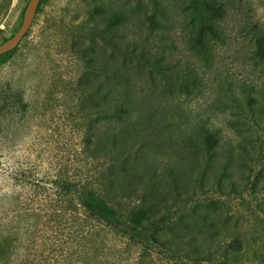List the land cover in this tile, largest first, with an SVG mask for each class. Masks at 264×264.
<instances>
[{
    "label": "rangeland",
    "instance_id": "1",
    "mask_svg": "<svg viewBox=\"0 0 264 264\" xmlns=\"http://www.w3.org/2000/svg\"><path fill=\"white\" fill-rule=\"evenodd\" d=\"M29 1L0 0V44ZM210 2L223 11L200 0H41L0 62V264H225L229 228L260 233L264 190L251 184L264 174V61L254 53L264 0ZM100 88L130 111L106 115L115 101L103 104ZM87 136L111 153L87 155ZM98 179L121 212L155 215L169 247L85 218L76 195ZM194 241L216 254L196 259Z\"/></svg>",
    "mask_w": 264,
    "mask_h": 264
},
{
    "label": "trees",
    "instance_id": "2",
    "mask_svg": "<svg viewBox=\"0 0 264 264\" xmlns=\"http://www.w3.org/2000/svg\"><path fill=\"white\" fill-rule=\"evenodd\" d=\"M200 3L202 4L203 8L206 7V10L210 9L212 11H223L220 6H215V4L210 2V0H200ZM194 7L196 10V16L201 18V14L198 11H202V9H200L198 4H196ZM121 18L122 17L120 14H113L110 18L107 19L104 29L102 28L103 30H101L100 28V34L104 35V37L107 38L108 35H106L105 32L107 30L111 31L114 28L115 24H118L120 22ZM202 26L204 28H207L208 32H212L213 30L215 31V29L212 28L209 23L202 21ZM196 41H203V38L201 37L200 40L198 38L196 39ZM14 52L15 49L2 54L0 56V62H2L7 56L12 55ZM254 53L257 58L264 61V35L258 36L255 39ZM142 55L145 56V52H143ZM99 66L100 70L105 72L107 71V68L105 66ZM112 73H115L114 69L109 70V75H111ZM117 73H115L116 76ZM109 75H107L106 80L108 84L112 85V83H121L119 77H117L116 82H113ZM104 85V83H101V87H103ZM98 94L99 96L97 98L100 97V100L103 104L106 102L115 101L113 105L114 108L108 110L106 112V115H112L117 121L123 118L124 114L130 111L127 103L122 100V97L120 98L119 96H117V94L109 96L108 92L103 93L102 89L98 91ZM93 99H95V97ZM103 110L105 111V109L102 108L101 111ZM85 140L86 146L84 151L87 155L93 156L95 151L98 150L100 151L99 154L101 156L109 155L111 153L112 147L108 144L104 146L101 145L100 148H96V145H94V143L92 144V141H94V138L92 136H87ZM203 141L206 148L210 152H216V145L219 140L214 133L207 132L205 135H203ZM248 178L250 179V176ZM88 181L89 182L83 181L81 183V186L78 190L79 192L76 195V201L82 208L85 218L100 222L101 224H105L114 231H119L125 234L130 240L140 242L148 247H169L168 243L170 240L161 238L158 234V231H156V229L158 228V220L155 219V215L148 213L147 209H139L138 213L131 212V214H125L124 212H121L118 208L112 205L110 201L99 190L100 185L98 184V182H100V179L95 180V184H93L90 180ZM106 181H109V184L106 185V187L111 188L112 185H110V180L106 178L104 180L105 184ZM249 182L250 180H248L246 183ZM257 184H259V188L257 191H260V189L264 190L263 173L261 174V177H257L256 175L251 185L255 187V185ZM235 185L236 183L232 184L234 188L236 187ZM73 186L74 184L72 182H67L66 187L68 190H71ZM254 187L253 190H255ZM256 200L257 196L254 195L253 201ZM256 211L258 212L257 217L262 219L260 220V222L264 223V202L258 201L256 203ZM228 230L230 234L228 238L224 240V246H221L222 250L220 255L225 264H264V228H262L259 234L252 233L247 226H243V228L241 229L229 228ZM172 241L175 242L176 240ZM192 244L195 248L196 253L198 252L195 256L196 259L202 257H213V255H215L217 252V250L213 247H203L198 241H194L192 242ZM1 245L2 244L0 243V255ZM253 256L254 259L252 261Z\"/></svg>",
    "mask_w": 264,
    "mask_h": 264
},
{
    "label": "water",
    "instance_id": "3",
    "mask_svg": "<svg viewBox=\"0 0 264 264\" xmlns=\"http://www.w3.org/2000/svg\"><path fill=\"white\" fill-rule=\"evenodd\" d=\"M41 0H30L24 13V19L17 32L0 44V56L6 52L14 50L28 32L37 14Z\"/></svg>",
    "mask_w": 264,
    "mask_h": 264
}]
</instances>
